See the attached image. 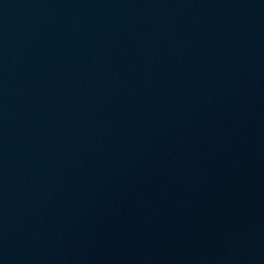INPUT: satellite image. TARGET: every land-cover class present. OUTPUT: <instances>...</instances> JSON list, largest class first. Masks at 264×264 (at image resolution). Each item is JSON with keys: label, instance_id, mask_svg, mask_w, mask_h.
I'll use <instances>...</instances> for the list:
<instances>
[{"label": "water", "instance_id": "1", "mask_svg": "<svg viewBox=\"0 0 264 264\" xmlns=\"http://www.w3.org/2000/svg\"><path fill=\"white\" fill-rule=\"evenodd\" d=\"M0 264H264V0H0Z\"/></svg>", "mask_w": 264, "mask_h": 264}]
</instances>
